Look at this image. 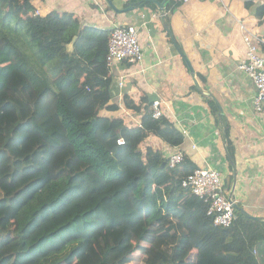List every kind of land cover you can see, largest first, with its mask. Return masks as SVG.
<instances>
[{"label": "trees", "instance_id": "trees-1", "mask_svg": "<svg viewBox=\"0 0 264 264\" xmlns=\"http://www.w3.org/2000/svg\"><path fill=\"white\" fill-rule=\"evenodd\" d=\"M158 1L167 14L183 2ZM37 11L36 0H0V264H22L41 234L114 193L133 223L105 225L30 264H264V223L236 210L234 226H214L183 186L198 166L184 156L170 168L161 148L181 146L183 134L153 118L145 92L122 100L139 126L106 117L121 109L106 65L112 31ZM202 98L217 121L215 102Z\"/></svg>", "mask_w": 264, "mask_h": 264}, {"label": "crops", "instance_id": "crops-1", "mask_svg": "<svg viewBox=\"0 0 264 264\" xmlns=\"http://www.w3.org/2000/svg\"><path fill=\"white\" fill-rule=\"evenodd\" d=\"M139 1L36 0V5L41 15L58 12L77 16L81 28L112 31L117 26L137 27L144 60L111 70L121 109L106 117L124 119L126 123L131 117L141 124L139 117L125 110V94L138 101L143 91L153 102H162L164 116L184 136L179 147L161 145L164 156L181 152L198 169L208 166L219 171L224 182H231L226 188L229 196L236 177L233 199L249 214L264 218V114L254 108L256 88L242 69L247 53L244 29L256 37L264 55V15H258L259 9L264 12V0H188L170 14L158 6L157 10L143 7L127 14L115 11ZM163 19L192 62L201 87L214 99L192 92L193 80ZM123 78L126 81L121 88ZM202 97L220 104L222 120L217 108L216 121ZM224 122L229 127L232 157Z\"/></svg>", "mask_w": 264, "mask_h": 264}, {"label": "built area", "instance_id": "built-area-1", "mask_svg": "<svg viewBox=\"0 0 264 264\" xmlns=\"http://www.w3.org/2000/svg\"><path fill=\"white\" fill-rule=\"evenodd\" d=\"M183 1L187 2L188 0ZM37 14L41 15L39 11H37ZM243 31L247 53L242 63V69L250 77L256 88V95L253 100L254 108L258 113L264 114V55L256 44L258 41L256 37L245 29ZM143 60L144 52L140 43L139 29L135 26H117L114 28L109 39L106 65L112 70L124 63L141 64ZM125 81L126 78H123L119 83L121 88H123ZM162 105L163 103L160 101L153 103L150 112L154 119L164 116ZM129 119L134 123L133 126L140 125L138 121H134L131 117ZM123 144L124 141L120 140L119 145ZM166 159L168 166L175 168L183 162L184 155L181 152H172L167 155ZM183 186L191 188L194 195L203 201L207 216L212 219L214 226L231 228L235 225L237 219L236 201L233 197L230 199L225 189L222 173L208 166L202 167L197 169L183 183Z\"/></svg>", "mask_w": 264, "mask_h": 264}, {"label": "rangeland", "instance_id": "rangeland-1", "mask_svg": "<svg viewBox=\"0 0 264 264\" xmlns=\"http://www.w3.org/2000/svg\"><path fill=\"white\" fill-rule=\"evenodd\" d=\"M127 124L130 126L134 125L129 119L127 120ZM117 195V193H114L108 196L100 201L94 210H88L86 214L76 213L63 223L41 234L34 244L26 250L22 264H30L35 259H39L51 251L61 249L66 242L85 237L103 228L105 225L125 222L133 223L134 220L131 218L130 212L124 213L125 215L120 214L121 211L119 209L123 208L119 207L121 205L123 207V204L122 198H119ZM89 215L93 216L87 218ZM132 264H143V262L138 261Z\"/></svg>", "mask_w": 264, "mask_h": 264}, {"label": "water", "instance_id": "water-1", "mask_svg": "<svg viewBox=\"0 0 264 264\" xmlns=\"http://www.w3.org/2000/svg\"><path fill=\"white\" fill-rule=\"evenodd\" d=\"M146 4H155V5H157L159 7V9L161 11L165 12V9H166L165 4L164 3H160L157 0H142V1H139L137 3L129 4L128 7L126 9H123V10H117L115 8L114 9H115L116 12H118L120 14H127V13L133 12L135 10L142 9L143 7H145ZM163 24L165 25V28H166L169 36H170V39H171L175 49L177 50V52L179 53L180 57L183 59V61L187 65V68L189 70L191 79L193 80V84H194L195 88L197 89V91L201 95L208 96V97L214 99L213 95L211 93H209L208 91H206L205 89H203L201 87L200 83L198 82L196 70L194 69V66H193L192 62L190 61L189 57L180 48V46H179L174 34L169 29V27L166 25V22H165L164 19H163ZM76 41H77V38H74L73 42L69 45L70 52L73 51L74 44H75ZM215 102H216V105H217V108H218V112H219L218 113L219 114V119L222 120L223 115H224L223 108L220 106V104L216 100H215ZM93 123L95 124L96 121L93 120ZM163 166H165V165H163ZM235 187H236V177H235L234 185H233V187L231 189V192H230V199H232V195L234 194ZM235 208H236V210L240 211L243 215H245L247 218L252 219L254 221H257V222H260V223H264V218L263 217H256V216H253V215L249 214L245 209L240 207L238 203H235Z\"/></svg>", "mask_w": 264, "mask_h": 264}]
</instances>
